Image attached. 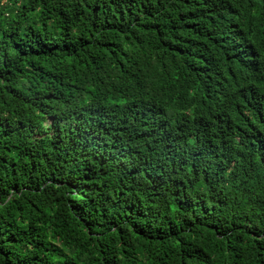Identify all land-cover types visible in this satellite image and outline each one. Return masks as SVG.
<instances>
[{"label":"trees","instance_id":"16d2710c","mask_svg":"<svg viewBox=\"0 0 264 264\" xmlns=\"http://www.w3.org/2000/svg\"><path fill=\"white\" fill-rule=\"evenodd\" d=\"M0 264H264V0H0Z\"/></svg>","mask_w":264,"mask_h":264}]
</instances>
